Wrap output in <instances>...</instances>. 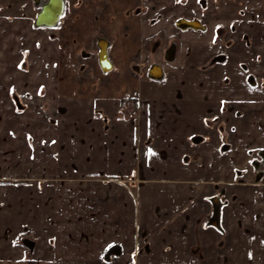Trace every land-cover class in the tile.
Returning <instances> with one entry per match:
<instances>
[{
  "label": "crops",
  "instance_id": "0c3cea01",
  "mask_svg": "<svg viewBox=\"0 0 264 264\" xmlns=\"http://www.w3.org/2000/svg\"><path fill=\"white\" fill-rule=\"evenodd\" d=\"M49 2L0 0V264H264V87L173 4Z\"/></svg>",
  "mask_w": 264,
  "mask_h": 264
},
{
  "label": "rangeland",
  "instance_id": "374dc122",
  "mask_svg": "<svg viewBox=\"0 0 264 264\" xmlns=\"http://www.w3.org/2000/svg\"><path fill=\"white\" fill-rule=\"evenodd\" d=\"M144 0L145 9L147 12L151 11L150 7L154 4L155 8H163L168 3L176 8L174 13L175 21L181 18H186L188 20L199 18L203 25L207 27L206 33L202 34L201 44L213 42L212 45L218 50L214 54V60L212 62H216L219 64H226L228 60L231 58L236 59L234 62V66L232 69L234 70V74L241 73L245 78L246 83L256 86L257 84H261L264 87V78L262 75H259V70L264 69V0ZM204 3V6L202 4ZM168 4V5H169ZM159 17L157 23H161L163 25V17L168 16L169 13L167 11H162V14ZM157 30V25L154 27ZM146 30V36L148 35V29ZM193 33V31H188L187 33L178 31L177 34L171 36V43L176 41V36L183 34ZM170 35V33H168ZM206 37V38H205ZM167 42V41H166ZM164 42V44L166 43ZM198 43V42H197ZM150 43L144 45L145 53L150 50ZM193 41H187L184 43V47H182L181 56L182 59L177 60V57L173 58V61H177V66L181 68L186 67L185 64L187 62L184 61V58H187L186 54H190L191 48L193 47ZM160 45V43H159ZM163 53H158L161 56ZM239 54V55H238ZM234 55V56H232ZM247 55L252 56L251 60H246L245 57ZM178 56V55H177ZM232 56V57H231ZM255 60V57L257 58ZM98 57V56H97ZM144 62H136V66L142 65L143 67H147L148 71L150 70L149 77L151 76L152 69L157 66L159 68L173 69L172 67L163 66L161 67V58H154L152 61L148 60V56H143ZM242 57L241 59H239ZM238 59V60H237ZM237 62V63H236ZM154 64V65H153ZM156 64V65H155ZM208 65L202 68L205 70H211L210 68L217 65ZM237 65V66H236ZM173 66V65H172ZM190 66V65H189ZM251 66V67H250ZM254 70V71H253ZM230 82V78L225 76V83L228 84ZM140 99L136 102V108L139 107ZM127 105V104H126ZM129 113L137 114L138 110L132 111L131 108L127 105ZM227 107V106H226ZM230 109V107H229Z\"/></svg>",
  "mask_w": 264,
  "mask_h": 264
},
{
  "label": "water",
  "instance_id": "95a60500",
  "mask_svg": "<svg viewBox=\"0 0 264 264\" xmlns=\"http://www.w3.org/2000/svg\"><path fill=\"white\" fill-rule=\"evenodd\" d=\"M61 13H62L61 0H52L50 4L46 5L43 8L42 14H40L38 18L37 25L45 24L47 26H54L57 23ZM176 26L183 31L189 30V29H192L195 31L205 30V26H203L201 22L198 20L188 21V20L181 19L177 21ZM107 47L108 45L106 41L102 40L99 42V55H98L99 63L104 72H110L113 68V65L108 56ZM159 72H160V68L155 66L152 69L151 76L153 78H160L162 75L159 74ZM262 156L264 157V152ZM216 214L217 215L219 214L218 208L216 209Z\"/></svg>",
  "mask_w": 264,
  "mask_h": 264
},
{
  "label": "built area",
  "instance_id": "2783aa9c",
  "mask_svg": "<svg viewBox=\"0 0 264 264\" xmlns=\"http://www.w3.org/2000/svg\"><path fill=\"white\" fill-rule=\"evenodd\" d=\"M138 98V94L134 93L133 96L129 101H127V105L131 108L132 111H137L138 109L136 108V99Z\"/></svg>",
  "mask_w": 264,
  "mask_h": 264
},
{
  "label": "flooded vegetation",
  "instance_id": "af4514ba",
  "mask_svg": "<svg viewBox=\"0 0 264 264\" xmlns=\"http://www.w3.org/2000/svg\"><path fill=\"white\" fill-rule=\"evenodd\" d=\"M52 0H50V2H51ZM50 2H49V4H50ZM202 4H203V6H204V3L202 2ZM181 19H184V20H188V19H186V18H181ZM181 19H178V20H181ZM177 20V21H178ZM194 20H198V21H200V19L199 18H195V19H190V20H188V21H194ZM177 21H176V23H177ZM201 22V21H200ZM201 24H202V22H201ZM203 25V24H202ZM203 26H205V25H203ZM207 29V27L205 26V30ZM181 30V29H180ZM189 30H192V29H189ZM205 30H198V31H205ZM195 31V30H194ZM133 95H131V96H129V98L127 99V101H129L130 99H131V97H132ZM139 100V97L135 100L136 102ZM127 104V103H126ZM237 118H240V117H242V116H236ZM262 158V162L264 161V157L262 156L261 157Z\"/></svg>",
  "mask_w": 264,
  "mask_h": 264
}]
</instances>
